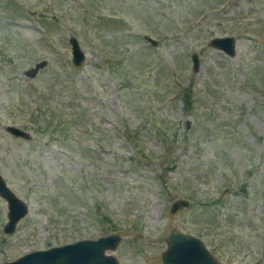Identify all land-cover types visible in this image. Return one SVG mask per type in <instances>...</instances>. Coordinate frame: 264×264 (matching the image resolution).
Returning a JSON list of instances; mask_svg holds the SVG:
<instances>
[{"label":"rangeland","instance_id":"374dc122","mask_svg":"<svg viewBox=\"0 0 264 264\" xmlns=\"http://www.w3.org/2000/svg\"><path fill=\"white\" fill-rule=\"evenodd\" d=\"M0 175L27 205L7 233L0 197V263L116 233L118 262L160 264L172 225L264 264V0H0Z\"/></svg>","mask_w":264,"mask_h":264},{"label":"water","instance_id":"95a60500","mask_svg":"<svg viewBox=\"0 0 264 264\" xmlns=\"http://www.w3.org/2000/svg\"><path fill=\"white\" fill-rule=\"evenodd\" d=\"M143 39L151 45L156 44V40L148 35H143ZM68 41L71 62L77 66L84 59V53L73 36H70ZM207 44L222 51L227 56L234 54L235 39L230 35L213 36L209 38ZM189 58L192 71H196L199 65L197 54L192 52ZM44 64L45 60L43 59L34 62L31 67L25 70V74L29 77L33 76ZM5 129L14 136L22 138L30 136L28 131L14 125H7ZM0 197L6 203V221L2 230L11 233L18 220L26 214L27 205L12 192L1 175ZM189 203L186 198L175 197L169 204L168 214L172 216L180 212ZM163 239L165 247L159 255L160 264H220L204 242L194 234L169 225L164 232ZM119 240L120 235L116 233H109L96 238L79 239L70 243L32 250L0 264H122L110 252L116 248Z\"/></svg>","mask_w":264,"mask_h":264}]
</instances>
